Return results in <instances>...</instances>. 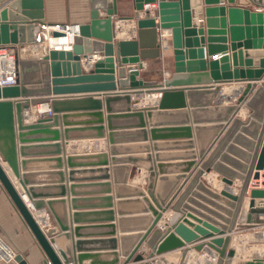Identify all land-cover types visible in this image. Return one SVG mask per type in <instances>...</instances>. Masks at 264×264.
I'll return each instance as SVG.
<instances>
[{"label": "water", "instance_id": "95a60500", "mask_svg": "<svg viewBox=\"0 0 264 264\" xmlns=\"http://www.w3.org/2000/svg\"><path fill=\"white\" fill-rule=\"evenodd\" d=\"M202 1L206 6L204 21L197 15V12L202 11L200 7ZM226 1L229 5L227 7L221 6L224 0H133V15L118 17L116 0H91L89 21L80 25L79 35L74 38L71 51L50 49L42 58L21 57L17 60L18 85L0 88V189L8 197L32 235L44 258L41 264H82L86 260L89 264H99L101 261L98 260L100 255L80 250L82 245L92 242L82 240L73 242V237H79L80 228L70 230L65 212L58 213L55 209L56 205L63 206L64 201L53 200L45 194L36 192L35 188L29 186L28 176L23 172L20 174L19 166L23 169L26 163L22 161L18 165L16 135L21 145L19 153L24 157L28 146L23 145L28 141V137L53 134L54 140H58L57 132H50L52 131L50 129L57 127V114L71 111L62 110V105L88 102L95 107V111H99L101 102L107 106L112 102L125 101L128 107L122 117L142 119L145 116L151 120L156 114L186 109L185 98L192 95L209 96L210 100L220 91L221 85L239 83L242 84L241 92L234 103L210 105L211 101L208 100L205 109L216 114L217 120L213 122L214 125L193 128L197 137L199 132L209 130L212 139L209 144L198 143L199 152L205 147L206 149L200 153L199 171H194L189 178V189L183 190L187 183L185 181L176 194L170 197H168L171 193L169 191L161 194L158 186L161 187L169 179L159 178V185L156 186L153 170L147 168V198L139 188L133 189L138 197H142L146 202L148 210H144V213H150V216L145 219L149 221L152 217L151 222L143 229V234L120 236L122 244L126 240L136 241L130 250H122L121 257H125L122 260L123 264L129 262L136 264L144 260L143 255L138 252L143 243L150 251L146 255L147 259L157 256L160 257L158 258L160 264H183L189 252V249L184 248L185 243L190 244L205 239L210 240L192 246V250L201 253L205 249L212 259V264H232L236 250L230 247L229 234L236 226L250 181L258 180L259 172L264 169V11L255 13L247 8L231 6L234 0ZM250 2L264 9V0H250ZM29 3L31 2L26 0H0V4H4L0 10V46L25 43L28 25L42 23L41 1L33 0L32 10L27 8ZM152 3L157 5L155 11L157 21L149 17V13L147 17L139 18L143 6ZM100 11L104 16H100ZM225 17L228 19V26ZM127 19H135L137 29L171 31L173 73L170 78L162 79L160 84L143 82L139 78V70L143 65L140 62L138 41L135 39L114 41L115 23ZM60 35L57 32L53 33L54 37ZM92 52H99L104 58L95 62L92 70L83 73L81 61L89 60ZM200 81L204 82L193 84ZM74 83L86 84L81 89L107 93L101 94L102 100H93L89 96L78 98L79 100L59 98L61 95L73 92L74 88L67 85ZM143 94H159V99L155 105L145 108L131 107V95L139 97ZM40 103L49 104L52 116L40 115L36 120L25 124L26 119L30 118L26 111ZM242 107L247 109L245 118L237 116ZM93 116L99 117L98 124L95 125H100L102 114L96 112ZM66 117L68 116H62V119H67ZM118 117L108 116L107 119ZM143 127L142 124L141 128ZM108 128L111 131L109 126ZM176 129L186 131L187 137L190 138V128ZM91 130L98 131V138L104 137L101 126ZM170 131L175 129L161 131L150 129V134L154 138L158 132ZM68 132L70 130L64 131L65 134ZM111 139L109 135L110 144L113 143ZM228 141H231L230 145L227 144ZM223 150L226 154H222ZM76 158L82 157H66L68 169L76 167L73 163ZM83 158L102 160L105 155L95 154ZM3 164L13 177L6 172ZM100 164L105 166L106 160L100 161ZM192 165L193 163L188 164L189 167ZM207 169L221 176V182L226 186H231L235 179L239 180L238 194L232 195L225 190L219 194L211 192L200 181L203 171ZM74 174L73 170H69L70 182ZM104 179H107L106 176ZM62 182L61 180L60 183ZM192 186H196L198 191L213 200L223 201L226 208L216 206L213 202L202 198L207 205L216 208L222 214L190 198L187 203L199 210H194L195 208H191L189 204H183ZM70 189H73V186H70ZM195 195L194 193L193 196ZM249 198L244 224L238 227H256L263 223L258 217L264 215V205L256 206L255 201L260 200V203L264 204V189H250ZM27 201L30 203V208L26 204ZM168 208L180 216L176 222L167 225L165 230L156 229V223ZM181 208L206 222L198 221L200 225L194 224L184 218ZM40 213L46 214L47 225L38 223L36 218ZM76 216L78 215L72 217L76 220ZM68 232L71 233L67 234ZM214 232H217V236L227 234L224 238H213ZM108 241L113 245L115 243L114 239ZM115 249L116 244L112 250ZM177 249L181 250L176 251ZM172 251L176 252L171 253ZM73 252L84 254L73 256ZM111 255L113 259L108 264H117L116 253L112 252ZM15 261L18 264H27L20 254H17ZM143 264H151V262ZM252 264H264V259L255 260Z\"/></svg>", "mask_w": 264, "mask_h": 264}, {"label": "crops", "instance_id": "0c3cea01", "mask_svg": "<svg viewBox=\"0 0 264 264\" xmlns=\"http://www.w3.org/2000/svg\"><path fill=\"white\" fill-rule=\"evenodd\" d=\"M26 1L31 2L27 5V8L32 10L33 0ZM40 1L42 5L41 11L43 13L42 23L81 25L89 21L91 0ZM226 2L224 0L221 6H229ZM3 6L4 4H0V10ZM231 6L247 8L255 13H262L264 11L261 7L252 4L250 0H234ZM116 7L118 17H131L134 13L133 0H116ZM200 7L202 11L197 12V15L201 16L202 21H204V9L206 6L203 4V1ZM100 16H104V13L101 11ZM225 18L226 26H228V19L227 17ZM115 24L118 26V30H116L114 41L123 40L128 32L135 34L134 39L138 41L140 62L143 65L139 70V78L143 82L160 84L162 79L170 78L173 73L172 49L164 53L160 52L158 48L157 30L137 29L129 21H117ZM120 30L122 32L121 37H119ZM38 51L36 49L33 52L37 53ZM89 57V60L85 61L82 59L81 61V70L83 73L92 70L93 64L104 58L99 52H92ZM253 60L259 59L253 58ZM197 73L200 74V72ZM201 82L204 81L193 84H202ZM68 86L74 88V91L66 95H61L59 98H77L75 100H79L78 98L89 96L93 100H102L103 97H101V94L107 93L102 91L98 92L93 89H81L86 84L74 83ZM241 86L242 84L239 83L221 85L220 91L216 95H213L210 100L209 96L192 95L189 98H185L186 109L156 114L151 120L145 116L142 119H138L137 117H122L125 114L123 112L128 107L125 101L112 102L107 104V106L104 102H101L99 111H95V107L88 102L62 105V110L71 111H64L57 114V127L50 129L52 130L50 132H57L58 140H54L53 134L30 136L25 145H23L28 146V150H26V155L22 157L19 153L21 145L18 142L15 132L18 165L22 161L26 163L23 169L19 166L20 174L23 172V174L28 176L29 186L35 188L36 192L45 194V196L51 197L53 200L64 201L63 206L56 205L55 209L58 213L65 212L66 221L70 230L72 228H80L78 232L79 237H73V242L77 240L92 242L91 244L82 245L80 250H84L83 252L89 254L100 255L98 260L101 263L99 264L110 263L113 259L111 254L115 252L118 260L117 264H123L122 260L125 257H121L122 250H130L136 241L126 240L122 244L120 243V236L143 234V229L149 226L152 219V217L149 221L145 219L147 216H150V213H144V210H148L147 204L143 201L142 197H138L137 192L133 188H139L146 196L147 168H152V172L155 175V185H159V178L165 177L169 179L161 187L160 185L158 186L161 194H165L168 191L171 192L168 197L176 194L185 181L187 183L184 185L183 190L184 188L189 189V178L194 171H199L200 153L206 149V147L204 149L202 148L203 150L199 152L198 143L201 145H204V143L209 144L212 139V133L209 130L199 132L197 137L193 128L195 126L214 125L215 123L213 122L217 120L215 119L216 114L205 109L208 100L211 101L210 105H228L234 103L240 95ZM143 95L139 97L131 95L130 106L141 109L146 106L155 105V102L159 99V94ZM173 103H176V101H173ZM48 110H50L48 103L31 106L26 111V114L30 118L26 119L25 124L36 120L40 115L52 116V113L48 115ZM246 110V108L242 107L237 113V116L245 118ZM96 112L102 114V123L100 125H95L98 124L99 120V117L93 116ZM62 116L68 117H66L67 119H62ZM108 116L119 117L108 120ZM142 124L144 125L143 128H141ZM96 126L103 128L104 137L98 138V131L91 130ZM108 126L111 131L108 130ZM187 127L190 128V138L187 137L186 131L176 129ZM150 129L158 131L175 129V131L158 132L155 134L156 137L152 138ZM66 130H70V132L65 134L64 131ZM109 135L112 138V144H110ZM230 142L228 141L227 144L230 145ZM54 146H57V148ZM95 154L105 155V158L102 159L106 160L105 166L100 164L102 160L98 158H83ZM222 154H226L225 150L222 151ZM67 156H81L82 158H76L73 161L76 167L74 169H68L65 161ZM57 159L60 161H56ZM190 163H193V165L189 167L188 164ZM69 170L75 172L71 177V182L68 177ZM10 175L13 177L12 173ZM105 176L107 179H104ZM61 180L63 181L62 183H60ZM200 181L214 194H219L222 190H225L229 194L236 195L238 194V188L240 186V181L237 179L232 181L231 186H226L221 182V176L212 170L208 171V169L203 171ZM252 182L253 180L249 183L236 226L233 232L229 234L231 236L230 247L236 250V256L232 259V264H245L248 262L240 256L242 253L240 249H244L247 242L250 243L249 249L252 251L251 256L254 257V260H258L264 256L263 250L260 252L263 246L261 243H264V215L258 217L263 223L256 227H238L244 224L245 215L248 211V203L250 200L249 191L252 189ZM70 186H73V189H70ZM183 190H181V193ZM62 192L64 193L62 194ZM194 193L196 194L195 196H193ZM107 198L109 200H106ZM189 198L218 214L222 213L216 208L207 205L202 198L213 202L216 206L226 208L223 205V201H217L207 197L198 191L196 186H192L189 190L183 204H189L187 203ZM71 200H74V202H71ZM255 202L256 206L264 205L260 203V200H256ZM188 206L195 208L190 204ZM194 210L199 209L195 208ZM180 211L183 212L184 218L196 225H200L199 222H206L188 210L181 208ZM75 214L78 215L76 216V220L72 217ZM179 216L180 214L174 213L168 208L162 213L155 228L163 231L167 225L169 226L172 222H176ZM44 218L47 219L46 214H44ZM110 226L113 228H110ZM217 232H214L213 238H224L227 234L224 233L223 235L217 236ZM70 233L68 232L67 234ZM0 237L17 254H20L27 264L42 263L44 258L34 242L32 235L1 189ZM110 239L115 240L114 245L116 244V249L114 251L112 250L114 245L108 241ZM209 240L205 239L190 244L185 243L184 248L189 249V252L186 254L183 264H194L198 257H205V260L210 264V260L212 259L205 249L201 253L192 250V246ZM256 242L260 243V245H256ZM179 250L181 249H177L176 251ZM176 251H172L171 253ZM138 252L143 255L144 260L136 264L149 262L151 264H160L158 262V258L160 257L155 256L152 259L146 258V255L150 251L145 243L140 246ZM72 254L75 256L84 253L73 252ZM9 264H18V262L14 261ZM82 264H89V261H83ZM128 264L133 263L129 262Z\"/></svg>", "mask_w": 264, "mask_h": 264}, {"label": "built area", "instance_id": "2783aa9c", "mask_svg": "<svg viewBox=\"0 0 264 264\" xmlns=\"http://www.w3.org/2000/svg\"><path fill=\"white\" fill-rule=\"evenodd\" d=\"M157 9L156 3L146 4L143 6V10L139 12V18L149 17L155 18L157 21L155 11ZM133 26H136L135 19H127ZM121 22V21H118ZM117 23V22H116ZM118 26H116V30ZM31 30L33 35L28 38L26 36V42L18 45H1L0 46V88L14 87L18 85V67L17 60L21 57H36L42 58L48 54L50 49L71 51L74 38L79 35L80 24H45V23H31L27 27V31ZM60 33L59 37H54L53 33ZM158 32V48L161 53L172 49L171 43V31L160 30ZM129 33V32H128ZM126 34L123 40H131L135 38L134 33ZM63 40H72L69 47H51L47 42H56L57 44ZM39 50L37 53L33 51ZM51 112L48 110V115ZM259 179L253 180L251 188L264 189V169L259 172ZM44 228L45 225L43 224ZM17 256L16 251L0 237V263L9 264L15 261Z\"/></svg>", "mask_w": 264, "mask_h": 264}, {"label": "bare ground", "instance_id": "6f19581e", "mask_svg": "<svg viewBox=\"0 0 264 264\" xmlns=\"http://www.w3.org/2000/svg\"><path fill=\"white\" fill-rule=\"evenodd\" d=\"M121 30H120V35H119V37H121ZM33 35V32L29 29L28 31H27V37L28 38H30L31 36ZM123 35V34H122ZM118 36V35H117ZM124 36V35H123ZM70 42H73L72 40H63V39H61V41L57 44L56 42H52V40L50 41V42H47L48 43V45L49 46H51V47H58L59 45H61V47H69V45H70ZM144 96V95H143ZM147 97V96H146ZM3 166H4V168H5V170H6V172L10 175L11 173L9 172V170L7 169V167L5 166V164H3ZM11 176V175H10ZM24 200H26V199H24ZM27 206H28V208H30V203L27 201ZM37 220H38V223H40L41 224V222L42 223H44L45 225H47L48 224V221H47V219H45L44 218V213H40L39 214V217L37 216V218H36ZM241 246V245H240ZM241 256V255H240ZM233 264H235V263H233ZM236 264H238V263H236Z\"/></svg>", "mask_w": 264, "mask_h": 264}, {"label": "rangeland", "instance_id": "374dc122", "mask_svg": "<svg viewBox=\"0 0 264 264\" xmlns=\"http://www.w3.org/2000/svg\"><path fill=\"white\" fill-rule=\"evenodd\" d=\"M246 115H247V111H246ZM252 244H254V243H252ZM245 245L246 246H244V249L243 248L240 249V251H242L241 256L244 260L246 259L249 263H252L255 260L253 259L254 257L251 256L252 251H250V249H249L250 243L247 242ZM256 245H260V243L256 242ZM261 245H263V246L261 247L260 252H262V250H263V254H264V243H261ZM236 246H238V245H236ZM236 248H238V247H236ZM259 259H264V256L260 257ZM248 262H246V263L244 262V263L247 264ZM206 263L208 264V262L205 260V257H198L194 264H206ZM212 263H213L212 260H210V264H212Z\"/></svg>", "mask_w": 264, "mask_h": 264}]
</instances>
